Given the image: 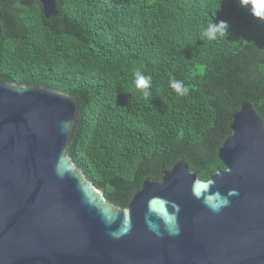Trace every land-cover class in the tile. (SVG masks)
I'll return each mask as SVG.
<instances>
[{
  "label": "trees",
  "instance_id": "trees-1",
  "mask_svg": "<svg viewBox=\"0 0 264 264\" xmlns=\"http://www.w3.org/2000/svg\"><path fill=\"white\" fill-rule=\"evenodd\" d=\"M56 4L45 17L37 0H0V80L77 97L68 153L107 200L125 207L179 159L207 179L243 102L264 123V20L239 0ZM212 21L227 23L226 36L202 37ZM137 70L152 77L149 97L135 87Z\"/></svg>",
  "mask_w": 264,
  "mask_h": 264
},
{
  "label": "water",
  "instance_id": "water-1",
  "mask_svg": "<svg viewBox=\"0 0 264 264\" xmlns=\"http://www.w3.org/2000/svg\"><path fill=\"white\" fill-rule=\"evenodd\" d=\"M37 1L57 14V0ZM79 108L65 90L0 80V264H264V123L251 103L232 113L207 179L179 159L125 207L68 153Z\"/></svg>",
  "mask_w": 264,
  "mask_h": 264
},
{
  "label": "clouds",
  "instance_id": "clouds-1",
  "mask_svg": "<svg viewBox=\"0 0 264 264\" xmlns=\"http://www.w3.org/2000/svg\"><path fill=\"white\" fill-rule=\"evenodd\" d=\"M242 7H249L251 14L257 18L264 20V0H239ZM227 23L225 21L210 22L202 31V37L209 41H215L220 37L226 36ZM134 83L137 89L142 90V95L149 97L151 95L150 88L152 86L151 75H145L137 70L134 73ZM169 87L178 95L186 96L189 89L184 85V82L170 76Z\"/></svg>",
  "mask_w": 264,
  "mask_h": 264
}]
</instances>
